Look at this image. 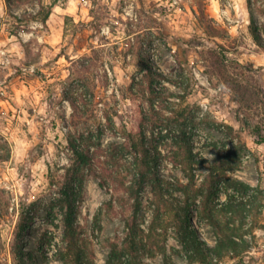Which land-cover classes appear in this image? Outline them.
<instances>
[{"label": "rangeland", "instance_id": "1", "mask_svg": "<svg viewBox=\"0 0 264 264\" xmlns=\"http://www.w3.org/2000/svg\"><path fill=\"white\" fill-rule=\"evenodd\" d=\"M81 133L94 152L82 169L67 141ZM260 135L264 0H0V264H75L77 254L106 264L112 244L124 250L127 222L145 247L123 264H192L170 197L184 203L187 187L192 225L213 246L205 207L233 192L210 172L264 190ZM141 137L160 152L168 202L147 183L134 213L109 154ZM255 204L243 225L216 213L248 252L194 264H264L262 197Z\"/></svg>", "mask_w": 264, "mask_h": 264}, {"label": "trees", "instance_id": "2", "mask_svg": "<svg viewBox=\"0 0 264 264\" xmlns=\"http://www.w3.org/2000/svg\"><path fill=\"white\" fill-rule=\"evenodd\" d=\"M9 2L11 0H8ZM50 9L47 11L46 16L43 19V23H45L50 15ZM163 92H156L157 96L164 95ZM232 130V128H229ZM91 134L81 133L79 136H75L73 134H67V141L74 155L77 157L78 161L81 163L82 167H89L93 165L94 152H90V145L92 140ZM94 143V142H92ZM257 143H264V136L260 135ZM187 144V143H186ZM188 148V144L186 145ZM96 150H100V147L97 145ZM124 151L130 153L132 156V160L129 161V164L126 162L122 163L120 159V155ZM120 150L115 153H110L109 165L111 167L110 170L113 171L111 173V177L117 178V181L120 182L121 185L124 186L125 191L132 197L136 206L134 209V213H137L140 207V194L143 188L147 183H151L154 191L160 198H164V193L168 192V188L164 185V180L159 177L155 170L158 166V159L160 152L157 151V148L151 149L147 145V140L141 137L139 142L130 141V143L123 144L120 146ZM152 150V151H151ZM191 150L188 151L190 153ZM123 153L121 156H124ZM114 167V168H113ZM108 169V168H106ZM76 176L80 179V184L83 175L80 173V170H75ZM211 177L214 179V184L222 179L227 188L231 189L233 193H227V201L220 202L216 200L213 202L211 208H208L206 202L204 201L205 207V217L209 219L210 223L215 228L216 231V239L215 244L213 246H209L207 242L199 236L198 230L193 227L191 222V214L190 207L191 204L194 203V200H190L189 192L182 186L184 192L186 193V197L188 200H185L184 203L178 199H172V202L175 203V208L172 210L175 214L176 221V233L178 237V241L180 242L185 256L188 261L194 264L196 261H200L202 263H209L208 256L209 254L214 255L215 258L221 259L226 255H232L233 257H242V255L249 251L250 244L243 237L242 234L239 233L240 228H235V226H229V222L222 224L219 220H217L216 213L222 212L229 215L231 220H234L235 217H241V224L243 225L244 219L247 218L249 213H251L254 208H256V200L261 198L264 200V190L259 188H252L250 185L230 178L225 172H223V177L219 178L218 176H214V169L210 172ZM110 175V174H109ZM118 177H121L120 179ZM100 183L101 185H105L106 177L103 173L100 174ZM126 182L128 184H126ZM67 194V192H65ZM194 198V197H193ZM161 199V200H162ZM163 201L168 202V199ZM168 212L171 210L168 208ZM25 223H29V220L26 219ZM128 228L126 238H125V248L124 250H120L116 244H112L111 254L106 261V264H123L122 257L127 255L128 257L134 255V253L138 252L139 249L144 248L145 244L143 243V238L141 237L143 234V229L136 223H126ZM252 224L249 227V230L252 232ZM152 229L155 227L152 224ZM153 231V230H152ZM151 233V232H150ZM254 235V234H252ZM75 264H83V255H76Z\"/></svg>", "mask_w": 264, "mask_h": 264}, {"label": "crops", "instance_id": "3", "mask_svg": "<svg viewBox=\"0 0 264 264\" xmlns=\"http://www.w3.org/2000/svg\"><path fill=\"white\" fill-rule=\"evenodd\" d=\"M52 15H53V13L51 12L50 15H49V17H51ZM49 17H48V18H49ZM47 20H48V19H47Z\"/></svg>", "mask_w": 264, "mask_h": 264}]
</instances>
